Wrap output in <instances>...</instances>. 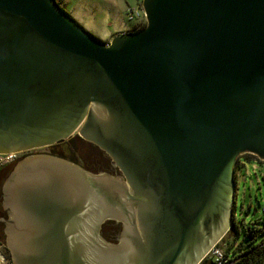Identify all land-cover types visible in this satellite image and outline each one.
<instances>
[{"label": "water", "instance_id": "obj_1", "mask_svg": "<svg viewBox=\"0 0 264 264\" xmlns=\"http://www.w3.org/2000/svg\"><path fill=\"white\" fill-rule=\"evenodd\" d=\"M142 6L144 28L105 42L56 0H0V154L78 132L123 175L20 161L13 264H200L231 228L239 156L264 163V0Z\"/></svg>", "mask_w": 264, "mask_h": 264}, {"label": "rangeland", "instance_id": "obj_2", "mask_svg": "<svg viewBox=\"0 0 264 264\" xmlns=\"http://www.w3.org/2000/svg\"><path fill=\"white\" fill-rule=\"evenodd\" d=\"M69 15L76 20L85 30L97 37L99 40L110 42L108 37L116 31H129L137 25V22H129L125 17L127 7L136 6V0H56ZM112 39V38H111ZM255 155L244 153L239 156L238 162L241 166L234 170L236 180L235 202L233 206V216L236 225L239 227V235L236 243L231 244L234 238H229V233L216 245L224 252L230 247L231 255L241 253L243 250L237 249V244L245 238V227L264 228L263 208H264V164L258 161ZM83 161V160H82ZM83 168L80 163H74ZM241 168V172L239 169ZM259 202L260 208L257 209ZM229 232V231H228ZM106 241L114 243L110 234L103 235ZM263 238V234H258L253 239V243H258ZM250 240L247 238L246 241ZM215 246V245H214ZM238 247V246H237ZM1 253L6 255V251L1 249ZM211 254L204 259L206 264H212Z\"/></svg>", "mask_w": 264, "mask_h": 264}, {"label": "flooded vegetation", "instance_id": "obj_3", "mask_svg": "<svg viewBox=\"0 0 264 264\" xmlns=\"http://www.w3.org/2000/svg\"><path fill=\"white\" fill-rule=\"evenodd\" d=\"M13 154L11 158L3 155L0 161V246L2 250L6 251L5 257L11 264H13L11 255L6 244V221L10 219L11 209L5 205L4 184L10 175L15 172L20 161L28 157L49 156L71 163L78 162L84 170L93 174L123 177L122 172L114 164L111 157L94 143L82 138L78 132L53 145ZM121 230L122 223L113 220H108L101 226L102 236L111 233L113 242H116Z\"/></svg>", "mask_w": 264, "mask_h": 264}, {"label": "trees", "instance_id": "obj_4", "mask_svg": "<svg viewBox=\"0 0 264 264\" xmlns=\"http://www.w3.org/2000/svg\"><path fill=\"white\" fill-rule=\"evenodd\" d=\"M145 25L146 24L136 26L129 31H138L144 28ZM258 161L260 163H263V161H261L260 159H258ZM228 233H229V238L231 237L234 238V241L231 243L234 245L239 235V227L236 225L233 218H232V225ZM258 234H263V238L258 243L254 244L253 239L257 237ZM247 238H250V240L246 241ZM237 246H236L237 249L243 250L241 253L234 252L236 255L232 256L231 255L232 249L230 247L227 249V252H225L226 255L232 258L233 264H264V228L246 226L245 238L241 240L237 244ZM205 262L206 260H203L200 264H206ZM212 264L214 263L212 262Z\"/></svg>", "mask_w": 264, "mask_h": 264}, {"label": "built area", "instance_id": "obj_5", "mask_svg": "<svg viewBox=\"0 0 264 264\" xmlns=\"http://www.w3.org/2000/svg\"><path fill=\"white\" fill-rule=\"evenodd\" d=\"M142 1L143 0H136L137 5L136 6H128L125 12V17L129 22H137L136 26L139 25H143L146 24V15L145 12L143 10V6H142ZM135 26V27H136ZM8 156L9 158H11L14 154L13 153H9V154H0V161L2 160V156ZM238 160L236 162V164L238 165ZM264 164V163H262ZM239 166H241V164L239 163ZM239 172H241V168L239 169ZM263 215H264V208H263ZM0 248L2 249V247L0 246ZM209 254H211V260L214 264H233V260L230 256L226 255V253L221 249V247H218L217 245L213 246V248L211 249V251L209 252ZM0 264H11L5 257V255H3L1 253L0 250Z\"/></svg>", "mask_w": 264, "mask_h": 264}, {"label": "crops", "instance_id": "obj_6", "mask_svg": "<svg viewBox=\"0 0 264 264\" xmlns=\"http://www.w3.org/2000/svg\"><path fill=\"white\" fill-rule=\"evenodd\" d=\"M124 32H127V31H116V32L112 33V34L108 37V39H106V40H111V38H113L114 36H116V35H118V34H121V33H124Z\"/></svg>", "mask_w": 264, "mask_h": 264}, {"label": "clouds", "instance_id": "obj_7", "mask_svg": "<svg viewBox=\"0 0 264 264\" xmlns=\"http://www.w3.org/2000/svg\"><path fill=\"white\" fill-rule=\"evenodd\" d=\"M239 159V158H238ZM236 167V166H235Z\"/></svg>", "mask_w": 264, "mask_h": 264}]
</instances>
